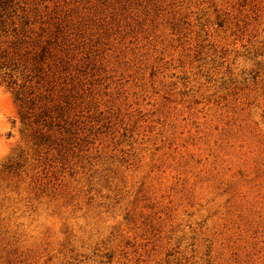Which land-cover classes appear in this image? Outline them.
<instances>
[{
    "label": "rangeland",
    "instance_id": "obj_1",
    "mask_svg": "<svg viewBox=\"0 0 264 264\" xmlns=\"http://www.w3.org/2000/svg\"><path fill=\"white\" fill-rule=\"evenodd\" d=\"M0 264H264V0H0Z\"/></svg>",
    "mask_w": 264,
    "mask_h": 264
}]
</instances>
